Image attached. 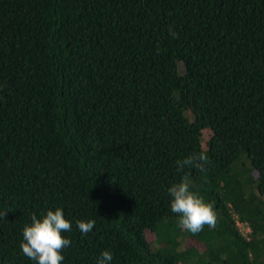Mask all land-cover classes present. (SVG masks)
Returning <instances> with one entry per match:
<instances>
[{
    "label": "trees",
    "instance_id": "16d2710c",
    "mask_svg": "<svg viewBox=\"0 0 264 264\" xmlns=\"http://www.w3.org/2000/svg\"><path fill=\"white\" fill-rule=\"evenodd\" d=\"M183 175L214 228L178 225ZM57 208L62 264H264V0H0V264Z\"/></svg>",
    "mask_w": 264,
    "mask_h": 264
},
{
    "label": "clouds",
    "instance_id": "9594fccd",
    "mask_svg": "<svg viewBox=\"0 0 264 264\" xmlns=\"http://www.w3.org/2000/svg\"><path fill=\"white\" fill-rule=\"evenodd\" d=\"M175 37V33L170 32ZM209 157L204 152H194L182 160L176 161L178 172H184L186 168L205 171ZM191 180L189 175H183L178 183L169 189L171 196V211L178 216V225L196 234L207 225L214 228L217 221L216 212L212 203L205 202L202 196L190 190ZM95 225L94 220L87 222L77 221V227L81 233L87 235ZM71 231V223L64 218L62 209L48 210L42 218L31 216V224L23 228V239L20 243L22 253L36 264H62L64 259L61 254L63 249L70 246L71 241L62 233ZM112 253L104 251L98 258L97 264H110Z\"/></svg>",
    "mask_w": 264,
    "mask_h": 264
},
{
    "label": "rangeland",
    "instance_id": "374dc122",
    "mask_svg": "<svg viewBox=\"0 0 264 264\" xmlns=\"http://www.w3.org/2000/svg\"><path fill=\"white\" fill-rule=\"evenodd\" d=\"M236 222L239 225V227H241L242 230H246L247 229V227L245 225L244 226L241 225V223L239 221H236ZM148 236H150V235L148 234Z\"/></svg>",
    "mask_w": 264,
    "mask_h": 264
}]
</instances>
